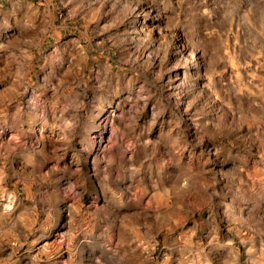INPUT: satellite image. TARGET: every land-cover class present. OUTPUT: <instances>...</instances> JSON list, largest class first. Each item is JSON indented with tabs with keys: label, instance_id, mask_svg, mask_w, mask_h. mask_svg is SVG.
<instances>
[{
	"label": "rangeland",
	"instance_id": "rangeland-1",
	"mask_svg": "<svg viewBox=\"0 0 264 264\" xmlns=\"http://www.w3.org/2000/svg\"><path fill=\"white\" fill-rule=\"evenodd\" d=\"M0 264H264V0H0Z\"/></svg>",
	"mask_w": 264,
	"mask_h": 264
}]
</instances>
